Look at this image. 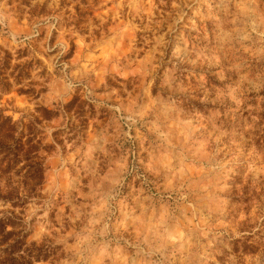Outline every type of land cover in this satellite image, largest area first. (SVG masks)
Segmentation results:
<instances>
[{"label": "rangeland", "instance_id": "rangeland-1", "mask_svg": "<svg viewBox=\"0 0 264 264\" xmlns=\"http://www.w3.org/2000/svg\"><path fill=\"white\" fill-rule=\"evenodd\" d=\"M4 53L15 264H264V0H0Z\"/></svg>", "mask_w": 264, "mask_h": 264}, {"label": "trees", "instance_id": "trees-1", "mask_svg": "<svg viewBox=\"0 0 264 264\" xmlns=\"http://www.w3.org/2000/svg\"><path fill=\"white\" fill-rule=\"evenodd\" d=\"M11 59L10 54H0V93H8L12 86L19 85L21 82L22 75L13 76V73H7L10 69ZM18 67L19 65H15V68ZM10 77L14 79L13 83H9ZM19 92L26 94L27 90H19ZM33 140V136L27 133L21 121L14 122L11 117L5 116L4 112L0 110V178L8 177L6 183L9 190H12L9 183L13 168L20 160L25 162L40 160L39 150L31 144ZM35 167L41 168L38 163H35ZM8 226H11L8 221L0 219V246L6 245L0 249V264H15L16 262L12 250L17 241L8 243L13 236L12 232L6 230Z\"/></svg>", "mask_w": 264, "mask_h": 264}]
</instances>
